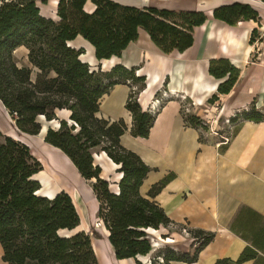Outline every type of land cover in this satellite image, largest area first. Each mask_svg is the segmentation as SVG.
I'll list each match as a JSON object with an SVG mask.
<instances>
[{
	"label": "trees",
	"instance_id": "1",
	"mask_svg": "<svg viewBox=\"0 0 264 264\" xmlns=\"http://www.w3.org/2000/svg\"><path fill=\"white\" fill-rule=\"evenodd\" d=\"M87 1L94 6L90 13L84 10ZM47 2L0 0L1 105L20 134L38 135L41 117L47 122H58L57 127L47 128L43 140L63 152L90 182L98 202L97 218L103 223L116 259L133 258L135 264L196 262L214 233L175 224L154 201L171 175L154 185L148 197L140 194L139 188L151 168L120 144V137L127 131L125 122L99 115L100 99L114 85L126 84L130 88L125 103L132 117L130 133L134 137H147L159 110L153 114L142 110L138 103V94L146 86L145 77L136 75L138 68L121 64L108 71L100 67L93 69L80 58L84 49H76L70 42L82 37L100 61L120 57L128 44L138 39L142 29L163 53L183 52L192 45L194 27L203 24L206 15L202 11L123 5L113 0H58L57 19H52L40 12L39 4ZM212 16L228 25L244 20L260 25L258 11L239 1L214 8ZM256 35L257 29H253L251 43ZM19 47L27 49L25 65L15 59L14 52ZM208 72L216 79H224L207 101L214 104L231 91L240 70L227 59H212ZM181 105L187 125L209 131V126L196 114L186 113L185 101ZM60 110L69 112L67 119L57 116ZM229 120L232 125L242 120L262 121L264 107L256 109L252 102L247 110ZM199 139L204 141L202 135ZM95 150L104 152L120 165L118 171L122 177L117 192H112L109 183L100 177L101 168L93 160ZM42 169L27 144L0 130L2 260L8 264H99L91 237L85 231L74 232L80 216L72 198L65 192L53 197L40 194L41 185L35 176ZM241 218L253 223L248 221L249 226L246 223L239 226L237 222ZM172 225L190 233L194 239L191 250L181 252L162 244L156 246L155 253L151 231L168 230ZM231 230L248 244L236 260L223 258L215 264H241L250 260L264 264V217L242 208ZM138 256L149 257L143 263Z\"/></svg>",
	"mask_w": 264,
	"mask_h": 264
},
{
	"label": "crops",
	"instance_id": "2",
	"mask_svg": "<svg viewBox=\"0 0 264 264\" xmlns=\"http://www.w3.org/2000/svg\"><path fill=\"white\" fill-rule=\"evenodd\" d=\"M113 1L136 7L154 6L159 9L202 11L206 15L205 22L194 27L192 45L183 52L163 53L154 45L149 35L140 29L138 39L129 43L120 57L113 56L98 61L93 47L82 37L76 39L80 38L82 43L90 48L91 59H83L85 52L80 58L93 69L100 67L108 71L116 64L126 68H138L136 75L144 76L146 85L138 94V103L142 110H147L156 93L159 94L160 91H167L174 96L167 100L155 115L147 137H134L130 133L132 117L125 107L130 91L128 85H114L109 93L100 99L99 106L100 116L111 120L122 119L125 122L127 131L120 137V144L137 154L151 168L139 188L140 194L148 197V192L154 185L171 175V179L162 186L154 201L175 224L187 229H202L214 233V238L200 251L196 262L173 261L171 264H215L218 259L223 258L236 260L248 244L231 230L236 215L240 209L249 208L264 217V120L239 121L232 129L230 141L227 144H219V137L208 139L203 136L204 131L201 128L186 124L181 111V98L185 97L196 107L208 106L209 110L215 109V106L207 104V101L216 93L218 85L224 79H216L209 74V61L227 59L240 70V75L231 91L221 95L220 101L216 103L221 106V117H228L236 110L248 108L252 102L256 109L263 108L264 48H258L256 61L250 59L255 49L254 42H250L251 34L253 29H257V34L259 33L261 19L260 25L253 20L228 25L213 18L214 8L236 1L249 3L243 0ZM57 3L58 0H48L47 4H39L41 14L57 19ZM84 10L92 12L93 4L87 1ZM74 41L70 42L72 47L84 49V46H75ZM20 49H23L27 59L25 47L17 48L14 55ZM61 112L65 113L62 117L59 116ZM57 116L67 119L69 112L60 110ZM41 118L45 126L40 120L42 128L39 134L29 135L34 136L32 141L35 142L36 148L31 142L28 144L17 138L28 145L31 154L42 164L43 169L35 176L41 185L40 194L53 197L59 192H65L72 200L78 197L77 199L83 202L87 215L98 219V202L90 182L80 175L63 152L43 140L47 128L57 127L58 122H47ZM200 135L204 141H200ZM93 160L94 164L101 168L100 177L109 183L112 192H117L122 177V173L118 171L120 165L100 151L93 154ZM76 209L80 224L74 232L85 231L83 228L78 230L83 226V220L78 208ZM248 221L241 218L237 225L246 223L245 225L249 226ZM165 230L167 229L161 228L151 232L161 234V231ZM105 238L116 261L135 264L133 258L116 259L107 237ZM175 242L172 237L163 238L161 241L163 244ZM192 243L190 240L187 245H178L176 250L188 252ZM2 255L0 245V264H8L2 260ZM141 257L144 259L139 256L138 259L145 263L149 256ZM241 264L256 263L250 260Z\"/></svg>",
	"mask_w": 264,
	"mask_h": 264
},
{
	"label": "rangeland",
	"instance_id": "3",
	"mask_svg": "<svg viewBox=\"0 0 264 264\" xmlns=\"http://www.w3.org/2000/svg\"><path fill=\"white\" fill-rule=\"evenodd\" d=\"M189 1H191V0H189ZM243 1L249 2L250 5L258 11V13L260 15V19H261V27L259 28V31H258L259 33L257 34V36L254 40V48L255 49L252 52V55L250 57L251 60L256 61L258 48L259 49L264 48V1H261V0H243ZM128 2L130 3V1H128ZM73 44L75 46H78V45L84 46L85 55L83 56V59H89V58L91 59L92 56H91L90 48L87 45L83 44L80 38L76 39L73 42ZM86 48H88V49H86ZM15 59L18 62V64H20V65L27 64V59L24 55L23 49H20L18 52H16ZM95 65H97V63H95ZM185 103L187 104L186 109H188V110H186V113H188V114H200L203 116V113H204L206 115V117L209 119H211L214 116V114L216 115V110L215 109L209 110L208 106L196 107V106L192 105L191 101H189L188 99H187V101H185ZM64 115H65V113H63V112L59 113L60 117H62ZM40 120H41L42 124L45 126L43 119L41 118ZM214 125H215L214 127H215L216 131L223 130V129L225 130L228 128L225 125L224 121H221V120L219 122H215ZM233 127H234V125L230 126V128H233ZM0 130L3 134L12 135V137L14 136V138H16V139L21 138L22 140H24L28 144L31 142V144L34 147L36 146L35 142L32 141V138H34V136L30 137L27 134H20L16 130L14 123L11 121V119L8 115V112L3 108L1 103H0ZM208 133L210 134L209 136L207 135ZM203 136H206L208 139H210V138L214 139V138L218 137V136L212 135V133H210V132H204ZM96 151H98V150H95L94 153H96ZM77 198L78 197H75L73 201L75 203L76 208H78L79 212L81 213V217L83 220V226L79 227L78 230H80V228L85 229V231L91 237V241L95 245V251L97 252V254L95 251L94 252H95V255L98 259L99 264H126V261L118 262L113 258V255L111 254V251H110L111 249L109 248V245L106 242V238H105L106 236H105V232H104L105 229L101 226H97L96 222L98 219H95L91 215L90 216L87 215L86 210L83 208L84 207L83 202L81 200H78ZM168 230L161 231V234H167L169 237H172L176 241L174 244H168L172 248L177 249L178 245H182V246L187 245L190 240H191V242H194V239L192 238L190 233L184 231L180 226L172 225L168 228ZM166 231H167V233H166ZM170 235H172V236H170ZM162 239L163 238L160 237V233L152 232V236H150V240H152L153 244L155 245V250H156L155 253H157V247H159L163 244V243H161ZM164 245H167V244H164ZM140 259H144V258L141 257ZM130 264H134V263H130Z\"/></svg>",
	"mask_w": 264,
	"mask_h": 264
},
{
	"label": "built area",
	"instance_id": "4",
	"mask_svg": "<svg viewBox=\"0 0 264 264\" xmlns=\"http://www.w3.org/2000/svg\"><path fill=\"white\" fill-rule=\"evenodd\" d=\"M171 97H174L172 94H168L167 91H160L158 95L154 96L153 100L150 102L147 110L151 113H155L157 112L161 107L162 105L169 99H171ZM181 100L184 102L186 101V98L185 97H182ZM217 102H215L214 105L215 106V110H218V112L216 111V115L214 114V118L212 117L211 119L207 118L206 115L203 113V116L200 115V114H196L200 120L202 121V123L204 125H208L209 126V132H211L213 135L215 136H218L219 139H220V142L219 144H227L230 139H231V135H232V129L233 128H230V126L232 125L230 123V120L229 118L231 116H236L238 114L241 113V111L243 109H240V110H236L235 112H233L230 116L228 117H221L220 115V109H221V106L219 105H216ZM248 108H245V110H247ZM188 110V109H186ZM213 119V120H212ZM221 119H223L222 121H224L225 125L228 127L227 129H223V130H218L216 131L215 130V122H219ZM97 226H101L104 228L103 226V223L101 222V220H97ZM184 231H186L185 229H183Z\"/></svg>",
	"mask_w": 264,
	"mask_h": 264
},
{
	"label": "bare ground",
	"instance_id": "5",
	"mask_svg": "<svg viewBox=\"0 0 264 264\" xmlns=\"http://www.w3.org/2000/svg\"><path fill=\"white\" fill-rule=\"evenodd\" d=\"M87 44V43H86ZM92 47V46H91ZM86 49H88V48H86ZM90 51V50H89ZM91 52V51H90ZM114 62V61H113ZM110 63H111V61H110ZM76 201V200H75ZM105 232V236H106V234H107V232L106 231H104ZM92 247L94 248V251H95V245L92 243ZM96 252V251H95ZM96 254H97V252H96ZM139 258H141V256H139Z\"/></svg>",
	"mask_w": 264,
	"mask_h": 264
},
{
	"label": "water",
	"instance_id": "6",
	"mask_svg": "<svg viewBox=\"0 0 264 264\" xmlns=\"http://www.w3.org/2000/svg\"><path fill=\"white\" fill-rule=\"evenodd\" d=\"M67 235H70V232H68V234Z\"/></svg>",
	"mask_w": 264,
	"mask_h": 264
}]
</instances>
